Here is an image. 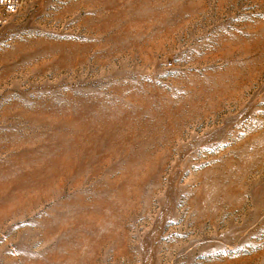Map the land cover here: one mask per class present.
I'll use <instances>...</instances> for the list:
<instances>
[{
    "label": "rangeland",
    "instance_id": "rangeland-1",
    "mask_svg": "<svg viewBox=\"0 0 264 264\" xmlns=\"http://www.w3.org/2000/svg\"><path fill=\"white\" fill-rule=\"evenodd\" d=\"M0 264H264V0H24Z\"/></svg>",
    "mask_w": 264,
    "mask_h": 264
},
{
    "label": "built area",
    "instance_id": "built-area-1",
    "mask_svg": "<svg viewBox=\"0 0 264 264\" xmlns=\"http://www.w3.org/2000/svg\"><path fill=\"white\" fill-rule=\"evenodd\" d=\"M24 0H0V25L13 14L18 13Z\"/></svg>",
    "mask_w": 264,
    "mask_h": 264
}]
</instances>
